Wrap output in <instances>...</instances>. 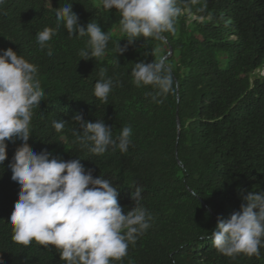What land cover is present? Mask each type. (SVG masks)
Returning a JSON list of instances; mask_svg holds the SVG:
<instances>
[{"label":"trees","instance_id":"trees-1","mask_svg":"<svg viewBox=\"0 0 264 264\" xmlns=\"http://www.w3.org/2000/svg\"><path fill=\"white\" fill-rule=\"evenodd\" d=\"M65 3H72L80 25L93 20L111 31L103 58L80 60L87 38L69 37L62 25L48 42L53 55L39 48L36 33L56 27V8ZM178 6L183 12L175 33L146 42L138 38L118 55L116 44L127 45L118 31L122 17L115 9L104 10L100 0H4L0 49L12 48L36 66L44 92L32 110L27 143L58 160L80 159L94 178L110 180L119 188L124 214L135 206L136 187L142 189L151 227L113 264H264V247L259 256L233 259L210 239L218 218L227 222L244 196L264 191V0H178ZM161 57L171 67L174 90L158 105L151 101L150 86L133 85L130 71L135 63ZM102 67L114 81L107 103L92 94ZM78 113L89 122L102 119L114 137L131 126L128 151L109 149L97 156L81 149L73 134L78 125L72 124ZM55 119L65 122L62 133L52 127ZM64 135L67 143L61 141ZM6 143L0 264H63L52 246L25 247L11 239L9 218L19 185L8 166L22 142Z\"/></svg>","mask_w":264,"mask_h":264},{"label":"clouds","instance_id":"clouds-1","mask_svg":"<svg viewBox=\"0 0 264 264\" xmlns=\"http://www.w3.org/2000/svg\"><path fill=\"white\" fill-rule=\"evenodd\" d=\"M100 4L122 17L118 31L126 37L127 45L116 44L113 51L118 55L138 38L146 42V38L162 39L165 32L175 33L176 20L183 12L178 0H100ZM55 16L56 27H45L35 36L39 48L48 49V56L53 55L48 42L61 25L69 37L87 38L78 53L80 60L97 61L106 55L111 31H102L93 20L86 27L80 25L72 3L56 8ZM106 73V68L99 69L92 93L102 103H107L114 86ZM36 75V66L12 48L0 49V166L7 159L6 142H22L8 166L12 181L19 185L18 200L9 218L11 239L25 247L33 243L52 246L63 264L119 262L128 255L129 246L151 227V213L141 202L142 189L136 187L132 195L135 206L124 214L118 202L119 188L110 180L94 178L80 159L58 160L47 151L36 153L30 148L32 110L39 107L44 96ZM130 75L136 88L151 87L149 95L155 104H163L174 90L172 70L163 57L151 63H135ZM72 124L78 125L73 128L75 143L91 154L100 156L109 149L126 153L132 144L131 126H124L114 137L113 127L102 119L93 123L78 113L72 117ZM65 126L62 120L52 121L57 133ZM242 201L240 211L227 222L218 218L210 236L213 247L233 259L241 254L259 256L264 247V191L249 192Z\"/></svg>","mask_w":264,"mask_h":264},{"label":"water","instance_id":"water-1","mask_svg":"<svg viewBox=\"0 0 264 264\" xmlns=\"http://www.w3.org/2000/svg\"><path fill=\"white\" fill-rule=\"evenodd\" d=\"M172 53H173V50L171 49L169 55H171ZM166 58H167V57H166ZM166 58H165V59H166ZM178 128H179V131H180V129H181V122H180L179 118H178ZM179 134H180V132H179ZM62 141H63V142H67V138L64 136V137L62 138ZM180 163H181V161H180Z\"/></svg>","mask_w":264,"mask_h":264},{"label":"rangeland","instance_id":"rangeland-1","mask_svg":"<svg viewBox=\"0 0 264 264\" xmlns=\"http://www.w3.org/2000/svg\"><path fill=\"white\" fill-rule=\"evenodd\" d=\"M262 75H264V70L261 72Z\"/></svg>","mask_w":264,"mask_h":264}]
</instances>
